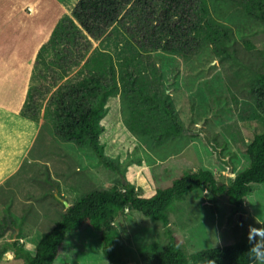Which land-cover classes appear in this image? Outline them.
<instances>
[{
  "label": "rangeland",
  "instance_id": "374dc122",
  "mask_svg": "<svg viewBox=\"0 0 264 264\" xmlns=\"http://www.w3.org/2000/svg\"><path fill=\"white\" fill-rule=\"evenodd\" d=\"M77 1L0 0V45H14L7 50V55L14 53L2 72L9 75L8 90L11 75L26 80L16 114L36 126L30 154L10 183L0 186V222H6L0 226V248L19 234L25 247L34 249V241L60 218L64 200L72 203L83 192L110 187L122 177L144 196L197 168H208L228 182L248 165L246 145L264 128V105L256 104L252 90L263 68L256 51L245 47L248 39L264 49L263 23L234 14L230 21L234 41L218 46L226 52L221 56L207 45L199 49L195 43L200 42V34L189 33V25L199 18L201 0L177 4L129 0L115 20L99 21L95 29H88L74 14ZM208 6L213 10L211 2ZM168 11L170 17L165 16ZM167 27L173 30L168 32ZM7 38L10 43L3 42ZM155 41H172L188 55L175 54L166 62L163 52H157L161 48L150 49ZM135 50L138 58L126 63ZM99 51L107 54L95 65ZM138 65L153 90L170 94L177 118L184 121L181 134L162 143L151 144L129 130V110L124 105L122 111L119 90L111 94L114 83L123 86V80L131 77L127 71L137 75ZM91 76L111 92L102 104L99 142L106 157L117 162L115 168L102 163L92 148L65 140L57 132L54 109L60 92ZM2 88L4 92L6 87ZM87 93L86 88L79 91L77 100ZM252 186L242 211H235L225 196L212 198L206 190L194 189L171 204L168 225L125 208L113 222L119 234L114 248L129 264H143L142 250L155 243L158 248L166 245L167 227L180 238L186 253L247 239L248 225L264 224V182ZM102 243L100 232L84 225L66 235L54 263L109 264ZM0 264L23 263L6 251Z\"/></svg>",
  "mask_w": 264,
  "mask_h": 264
},
{
  "label": "trees",
  "instance_id": "16d2710c",
  "mask_svg": "<svg viewBox=\"0 0 264 264\" xmlns=\"http://www.w3.org/2000/svg\"><path fill=\"white\" fill-rule=\"evenodd\" d=\"M128 1L78 0L73 12L82 19L88 29H95L94 25L99 21L115 20L117 13ZM172 1L179 3V0ZM209 2L212 3L213 10H209ZM234 14L236 17H244L253 23L264 24V0H201L198 12L200 19L198 18L195 23L189 25L191 35L196 33L201 36L200 42L195 45L197 44L199 49L204 48L203 50L207 45L216 54L225 56L226 52L219 47H226L229 42L234 41V30L230 25ZM167 15L169 16V11L165 14ZM167 29L168 32L173 30L169 27ZM202 31L204 34H201ZM126 43L134 46V42L131 43L129 40ZM151 43L150 49H162L157 52H163L167 59L166 62L175 59V54L188 55V52L182 51V48L172 41H167L166 44L159 43V41ZM185 44L188 45L189 40H185ZM211 45H213L212 48ZM245 47L247 50L256 51L263 68V73H258L257 84L252 87V90L255 93L256 104L264 105V49L256 48L255 44L248 39H245ZM133 48L136 49L135 46ZM103 52L105 51L97 53L99 56L95 65H98L101 57L107 54ZM136 53L137 50L128 56L125 62H132L133 59L138 58ZM94 57L95 55L92 59ZM136 70L137 75H132L130 71H127L126 74L131 77L123 76L125 78L123 86L122 82L120 85L114 83L112 93L106 86H100L96 76L77 83L72 82L67 91L60 92L57 102L59 104L54 109L55 124L60 136L80 146L92 148L102 163L117 167V162L106 157L103 145L99 142V133L102 130L99 121L104 113L102 104L106 103L110 93L113 94L118 90L122 111L124 105V109L127 106L129 110V117L126 120L128 128L135 135L145 137L151 144H154L162 143L181 134L184 121L177 118L170 94L164 89H160V92L153 90L148 84L149 78L144 71H141L140 65ZM111 71L114 72L115 67L111 66ZM149 77L151 79V76ZM85 88L88 91L87 97L90 96L86 98V95L82 94L84 98L77 100L78 92ZM190 120L193 122L194 117ZM245 151L249 159L248 165L236 172L228 182L217 179L208 168H197L175 179L170 185L158 186L149 196L142 195L140 189H135L126 177H122L110 187L91 188L80 194L72 203L67 206L63 205L64 210L60 218L49 230L41 233L39 239L34 241V249L30 250L25 247L21 235L18 234L15 237L11 235L10 241L6 239L0 248V258L3 252L11 251L13 258L20 260L23 264H55L60 244L66 235L79 230L84 225H89L100 232L103 253L109 264H129L114 248V240L119 234L113 222L125 208L138 211L146 217L162 222L163 225H168L171 215L170 207L174 200L185 198L194 189H201L206 190L212 198L217 195L225 196L235 211H242L245 198L253 189L252 184L264 182V128L253 134ZM1 184H5V181ZM5 223V221L0 222L1 228ZM166 233L167 241L164 247L158 248V244L155 243L152 249L142 250L143 264H206V258L214 259L215 264H248L249 243L247 239L186 253L180 238L169 227L166 228Z\"/></svg>",
  "mask_w": 264,
  "mask_h": 264
},
{
  "label": "crops",
  "instance_id": "0c3cea01",
  "mask_svg": "<svg viewBox=\"0 0 264 264\" xmlns=\"http://www.w3.org/2000/svg\"><path fill=\"white\" fill-rule=\"evenodd\" d=\"M3 42L10 43L11 40L7 38ZM8 48L13 49L14 45L13 48L8 47L7 43L5 46L0 45V186L2 188L7 185L1 183L4 181L10 183L18 172L16 170L20 169L22 161L30 154L36 133L34 122L16 114L26 93V80L11 75L12 80L8 90L10 78L7 73L2 72L6 69V62L10 61L9 57L14 53V50H11L10 55H7ZM2 87H6L4 92ZM6 91L9 92L8 95L5 94Z\"/></svg>",
  "mask_w": 264,
  "mask_h": 264
},
{
  "label": "clouds",
  "instance_id": "9594fccd",
  "mask_svg": "<svg viewBox=\"0 0 264 264\" xmlns=\"http://www.w3.org/2000/svg\"><path fill=\"white\" fill-rule=\"evenodd\" d=\"M247 240L249 243L248 264H264V224H260L259 227L248 225ZM6 256L11 259L9 253H6ZM206 264H215V260L206 258Z\"/></svg>",
  "mask_w": 264,
  "mask_h": 264
},
{
  "label": "water",
  "instance_id": "95a60500",
  "mask_svg": "<svg viewBox=\"0 0 264 264\" xmlns=\"http://www.w3.org/2000/svg\"><path fill=\"white\" fill-rule=\"evenodd\" d=\"M64 203H65L66 206L68 205V201L64 200Z\"/></svg>",
  "mask_w": 264,
  "mask_h": 264
},
{
  "label": "bare ground",
  "instance_id": "6f19581e",
  "mask_svg": "<svg viewBox=\"0 0 264 264\" xmlns=\"http://www.w3.org/2000/svg\"><path fill=\"white\" fill-rule=\"evenodd\" d=\"M49 33V32H48Z\"/></svg>",
  "mask_w": 264,
  "mask_h": 264
}]
</instances>
